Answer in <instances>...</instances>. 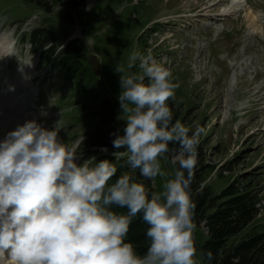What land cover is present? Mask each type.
<instances>
[{"label": "rangeland", "instance_id": "1", "mask_svg": "<svg viewBox=\"0 0 264 264\" xmlns=\"http://www.w3.org/2000/svg\"><path fill=\"white\" fill-rule=\"evenodd\" d=\"M40 27L77 38L98 74L102 98L118 102L114 68L128 70L134 52L150 54L166 67L182 103L179 121L203 129L199 143L207 162L216 166L206 183L219 192L235 178L251 177L260 191L258 216L230 243L262 230L264 0H59L49 11L31 0H0V91L26 77L24 88H14L17 112L25 115L18 125L35 119L51 130L58 123L60 140L73 144L92 122L81 117L64 69L42 61V50L30 51L29 37ZM3 41L15 46L4 51ZM131 71H140L138 62ZM88 159L81 154L79 162ZM161 166L166 173L175 171L168 156ZM166 178L153 181L155 192L163 190ZM193 224L195 244L203 243L205 223ZM196 260L205 264L198 249Z\"/></svg>", "mask_w": 264, "mask_h": 264}, {"label": "clouds", "instance_id": "2", "mask_svg": "<svg viewBox=\"0 0 264 264\" xmlns=\"http://www.w3.org/2000/svg\"><path fill=\"white\" fill-rule=\"evenodd\" d=\"M137 62L140 71H131ZM127 69L114 68L125 127L112 141L118 150L112 155L126 158L146 179L167 177L163 190L150 194L128 173L113 181L117 167L109 160L79 162L83 137L67 144L58 137V123L49 130L35 119L26 121L0 139V261L198 264L191 186L203 129L173 122L168 101L177 85L152 55L134 52ZM169 155L174 173L162 170L161 159ZM137 215L149 225L143 254L127 239ZM200 255L213 264L211 250Z\"/></svg>", "mask_w": 264, "mask_h": 264}, {"label": "trees", "instance_id": "3", "mask_svg": "<svg viewBox=\"0 0 264 264\" xmlns=\"http://www.w3.org/2000/svg\"><path fill=\"white\" fill-rule=\"evenodd\" d=\"M31 1L45 11H49L53 3L59 2V0ZM74 6L77 7L76 2ZM68 36L67 32L61 30L40 27L32 31L30 41L34 50H43L44 60L64 69L68 81H71L72 89L77 92L81 117L92 122L91 127L84 133L83 144L78 152L84 157L88 156L89 159L95 157L94 163L102 160L112 162L117 167L113 181L121 174L128 173L136 182L143 183L150 194L155 192L152 180L142 177L139 169L132 170L126 158L116 159L112 155L113 152L118 151L113 148L112 141L116 138V134H122L125 127L120 105L116 101L100 96L98 74L91 68L86 52L78 40L66 42ZM61 46L63 47L60 48ZM145 82L147 83V80ZM168 104L173 112V122L180 120L183 108L176 93L175 98L170 99ZM169 147L178 146L170 144ZM103 148H107L108 151H102ZM204 155L203 147L199 143L195 178L191 186L192 198L196 203L193 222L198 225L205 223L208 237L203 243L195 244L196 248L200 253L211 250L215 256L213 264H264V223L262 230L251 237L244 238L238 243H230L233 237L240 234L258 216L259 204L262 201L260 191L253 187L251 177L241 176L216 192L211 183H206L216 170V166L208 163ZM117 211L127 210L117 209ZM148 227L149 225L140 215H137L130 225L127 239L136 246L139 254L147 250Z\"/></svg>", "mask_w": 264, "mask_h": 264}, {"label": "bare ground", "instance_id": "4", "mask_svg": "<svg viewBox=\"0 0 264 264\" xmlns=\"http://www.w3.org/2000/svg\"><path fill=\"white\" fill-rule=\"evenodd\" d=\"M3 43H5V45L2 46L1 48H3L4 51L8 52L11 49V44L6 41H3ZM20 79H21V83L25 84L24 81L26 80V77L23 76ZM14 88H16V86ZM9 89L10 88H7L6 91L2 93V98H0V123L3 124L0 128L1 129L0 135L1 133L3 135V136L1 135L2 136L1 139H3V137L9 131H11L7 128V126H12L14 123L18 122L22 117V115L19 114L17 111H15V109L14 111L13 109L12 110L9 109V105H12L13 103L12 100H8V99H10L11 93L15 92V89L14 90H9Z\"/></svg>", "mask_w": 264, "mask_h": 264}]
</instances>
